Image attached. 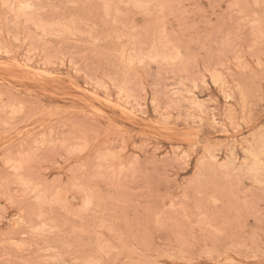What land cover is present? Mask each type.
I'll return each instance as SVG.
<instances>
[{"label": "rangeland", "instance_id": "obj_1", "mask_svg": "<svg viewBox=\"0 0 264 264\" xmlns=\"http://www.w3.org/2000/svg\"><path fill=\"white\" fill-rule=\"evenodd\" d=\"M0 264H264V0H0Z\"/></svg>", "mask_w": 264, "mask_h": 264}]
</instances>
